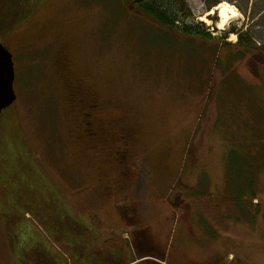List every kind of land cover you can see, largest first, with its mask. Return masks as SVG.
Returning <instances> with one entry per match:
<instances>
[{
  "label": "rangeland",
  "instance_id": "374dc122",
  "mask_svg": "<svg viewBox=\"0 0 264 264\" xmlns=\"http://www.w3.org/2000/svg\"><path fill=\"white\" fill-rule=\"evenodd\" d=\"M38 1L22 23L15 12L12 27L7 12L22 0H5L0 21L17 95L0 117V264H49L46 255L58 264H264V0H180L174 31L125 0ZM224 2L237 17L221 30L207 14ZM85 112L99 141L84 134ZM231 145L232 159L254 169L255 187L240 193L257 194L260 229L239 226L243 239L215 257L198 234L174 241L173 206L191 189L183 181L192 163L208 161L206 147ZM206 176L195 196L211 185ZM52 211L77 220L85 239L68 225L62 234Z\"/></svg>",
  "mask_w": 264,
  "mask_h": 264
},
{
  "label": "crops",
  "instance_id": "0c3cea01",
  "mask_svg": "<svg viewBox=\"0 0 264 264\" xmlns=\"http://www.w3.org/2000/svg\"><path fill=\"white\" fill-rule=\"evenodd\" d=\"M239 131L240 129H238ZM212 147L208 146L205 150V154L210 155L207 158L208 161L203 162L205 164L201 161L199 163L194 161L192 163L194 164L193 172L184 178L183 182L191 189L176 194L183 204L173 206V213L176 216H174L172 225L173 228L175 227L173 229L174 241L183 245L190 244L194 242L198 237L196 234H198L203 241L197 245L210 246L216 257L225 248H220V245L225 243L237 245L243 239V236L237 231L239 226L258 230L260 229V219L257 194L253 195L254 193L251 192L249 197L245 193H240L242 189L240 187H245L247 191L255 187L253 167L248 163L232 159L238 160L236 157L238 156V147L235 148L231 145L224 151L223 148L222 151H212ZM234 148L236 150L235 157L233 155ZM239 159L241 158L239 157ZM204 175L211 181V185L204 189L206 190L204 195L195 196L191 190L199 189L201 181L205 178ZM177 181L180 180L177 179L174 184ZM256 185L258 190L259 180H256ZM252 196L254 197L252 198ZM206 198L213 202L210 205V210L200 204ZM223 198L225 199L223 200ZM243 208L245 209L244 213ZM196 218H199L200 221H196ZM181 254L182 250L179 248V255ZM230 256H233V253H230Z\"/></svg>",
  "mask_w": 264,
  "mask_h": 264
},
{
  "label": "trees",
  "instance_id": "16d2710c",
  "mask_svg": "<svg viewBox=\"0 0 264 264\" xmlns=\"http://www.w3.org/2000/svg\"><path fill=\"white\" fill-rule=\"evenodd\" d=\"M125 1L129 4H131L132 7L137 12H139L141 15H144L145 17H147L148 19H150L154 23H156V25H158L164 29H169L172 31L178 30L179 27L177 25L181 22V20H183L182 19L183 18L182 17L183 10H182V5L180 3V0H125ZM4 5H5V0H3L2 3H0V21H2L1 18L3 16V12H4ZM39 6H40V1H38V0H28V1L22 0V5L18 9H16V11H15V8H13V13L9 9L6 16L8 17V19L13 20V21H11V25H12V27H15V26H18L23 21L29 19L32 15H34V13L37 11ZM19 9H21L23 11L24 17L22 18V21H20V23L16 24L15 20L18 17H16L15 12H18ZM9 30L2 32V35H5L6 33H8ZM184 30L186 31L185 32L186 35H188V36L192 35V33L189 32L188 28L184 27ZM5 166H9V165L5 164ZM0 167H1V171H5L3 162H0ZM13 184H12L13 186L11 185V191H10L9 195L5 196V203L9 207H15L17 205L18 196L16 195V193L18 194L19 190L15 189V186L17 188V183H16V185H15V183H13ZM47 208H48V206H47ZM54 213H59V212H57V211L53 212L52 211L51 212L52 215H50V216L52 219L57 221L58 224H60V226L59 225H57V226L59 228H62V230H63L62 234L65 233V231L67 230L66 226L68 225L69 227L70 226L74 227V228L76 227L75 228L76 230H75V232H73V235H76V233H77L83 239H85V236H86L85 230L83 229V227L81 225L78 224L77 220L75 221L76 222V225H75L74 220L70 216L69 221L62 222L61 216L57 215L55 218ZM53 215H54V217H53ZM16 216L17 215H15V214L6 215L5 223L7 222V228L11 229L12 226H14L17 223V221L15 220ZM145 232L142 230L136 232V234H138V236L140 237L139 240H141V237H143L142 239H146V241H147L148 236L145 235ZM84 241H82L83 246H85ZM142 244H144V243H142ZM145 244H147L148 247H151V245H152V244L151 245L148 244L147 242H145ZM38 249L39 248H36L34 251H32V253H35V255L40 254ZM84 254H89V252H87V250H86ZM30 255H32V254H30ZM162 255H163V257H161V258H164L165 255L164 254H162ZM48 256L49 255H46L47 263L53 264L54 263L53 259L51 257H48ZM137 261H138L137 259H134V261L132 263L137 262ZM31 262H32V264H34L32 260H31ZM93 262H95V264L98 263L96 261H93ZM54 264H58V263L56 262ZM100 264H101V262H100Z\"/></svg>",
  "mask_w": 264,
  "mask_h": 264
},
{
  "label": "water",
  "instance_id": "95a60500",
  "mask_svg": "<svg viewBox=\"0 0 264 264\" xmlns=\"http://www.w3.org/2000/svg\"><path fill=\"white\" fill-rule=\"evenodd\" d=\"M15 77L13 55L0 42V117L2 112L17 100L14 90Z\"/></svg>",
  "mask_w": 264,
  "mask_h": 264
},
{
  "label": "bare ground",
  "instance_id": "6f19581e",
  "mask_svg": "<svg viewBox=\"0 0 264 264\" xmlns=\"http://www.w3.org/2000/svg\"><path fill=\"white\" fill-rule=\"evenodd\" d=\"M217 15L220 19L218 28L224 30L231 21L237 17V10L234 6L230 5L228 2H224L217 7H215L212 11H210L207 16H214ZM201 21L209 24L210 21L207 17H202ZM232 40H236V36H232Z\"/></svg>",
  "mask_w": 264,
  "mask_h": 264
},
{
  "label": "flooded vegetation",
  "instance_id": "af4514ba",
  "mask_svg": "<svg viewBox=\"0 0 264 264\" xmlns=\"http://www.w3.org/2000/svg\"><path fill=\"white\" fill-rule=\"evenodd\" d=\"M16 79V77H15ZM15 90V89H14ZM16 102V101H15ZM14 102V103H15ZM13 103V105H14ZM11 105V106H13ZM11 106L9 108H11ZM91 109L92 110H95L99 105H98V101H93L90 105ZM9 108L5 109V110H8ZM4 110V111H5ZM3 111V112H4ZM2 112V113H3ZM2 116V115H1ZM83 117H85V126H84V134L86 135V138L88 139V137H91V139L95 140V141H99V138L102 136V133L103 131H99L97 130L95 127H94V121H93V117L90 119L89 117L90 116V113L89 112H85ZM120 138H121V141H125L127 136L125 135H120ZM125 145H126V142H125ZM120 154V153H119ZM124 155H122V159H123ZM125 160V159H123ZM6 171V170H5ZM9 172V171H8ZM7 173V172H6Z\"/></svg>",
  "mask_w": 264,
  "mask_h": 264
}]
</instances>
